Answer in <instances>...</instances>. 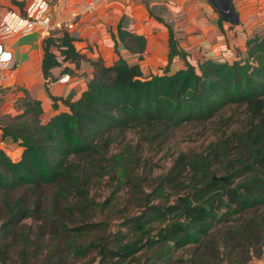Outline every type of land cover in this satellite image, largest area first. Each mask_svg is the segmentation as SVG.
<instances>
[{"label":"trees","instance_id":"16d2710c","mask_svg":"<svg viewBox=\"0 0 264 264\" xmlns=\"http://www.w3.org/2000/svg\"><path fill=\"white\" fill-rule=\"evenodd\" d=\"M169 32V63L181 54L183 67L168 63L145 76L123 57L91 60L86 89L63 98L66 108L47 121L42 102L29 96L16 100L20 113L4 115L3 137L23 151L14 158L0 146V264H247L264 252V34L247 39L242 57L195 64L170 24ZM119 35L132 52L146 47L144 35L122 27ZM74 40L68 30L44 38L45 77L66 60L87 58ZM232 104L244 106L248 125L211 141L206 153H181L144 189L131 171L139 155L125 142L129 132L163 138ZM128 183L139 208L112 228L97 211L113 205ZM103 184L114 191L100 201L93 190ZM44 186L55 187L53 197L38 195ZM177 186L186 192L172 190Z\"/></svg>","mask_w":264,"mask_h":264},{"label":"crops","instance_id":"0c3cea01","mask_svg":"<svg viewBox=\"0 0 264 264\" xmlns=\"http://www.w3.org/2000/svg\"><path fill=\"white\" fill-rule=\"evenodd\" d=\"M30 1L0 0V21L9 10L22 11ZM49 1L54 19H69L81 12L69 32L75 38L77 49L87 58L79 65L66 60L53 67V77L47 78L43 72L44 37L40 32L35 30L6 37L2 42L12 51L17 64L14 67L0 66V89L5 91L6 97L1 107L3 112L14 113L15 100L29 96L42 102V115H49L48 120L66 108L63 98L78 97L86 89L94 73L91 60L99 58L111 64L123 57L129 63H139L144 75L146 71L162 73L169 63V24L173 27L179 49L185 50L187 59L195 64L207 57H242L247 39L254 33L264 34V0H231L238 14L234 21L227 14L224 0ZM119 27L146 37L143 52H132L126 47L120 38ZM52 48L62 59L58 47L53 45ZM184 64L183 55L176 54L169 67L177 70ZM63 74L70 76L61 79ZM0 138V144H8L15 151L14 158L21 155L23 147L12 137H3L1 127Z\"/></svg>","mask_w":264,"mask_h":264},{"label":"rangeland","instance_id":"374dc122","mask_svg":"<svg viewBox=\"0 0 264 264\" xmlns=\"http://www.w3.org/2000/svg\"><path fill=\"white\" fill-rule=\"evenodd\" d=\"M150 74H152L151 71H146L145 76H149ZM5 100V91L0 89V127L2 125L4 115L9 113L3 112V109L1 108L4 105ZM14 105L15 112L11 114L20 113L21 109L17 106L16 100ZM48 116L49 115H42L44 121L47 120ZM248 123L244 106L232 104L226 106L210 120L204 122L186 123L178 128L171 129L163 138H153L150 140L147 139L141 131L134 129L128 133L125 140L126 143L132 145L133 150L135 147L136 155H139L138 162L132 163L131 171L139 174L142 186L145 190L149 191L156 183L158 175L166 173L181 153L185 152L188 155L206 153L208 144L211 141H221V138H226L227 136L231 137L233 130L243 129L246 125H248ZM0 140L2 139L0 138ZM0 145L3 146L11 156L17 155L14 153L15 151H13L10 145L3 142ZM121 146L122 144L120 146L117 145L116 149H120ZM124 147L125 143L122 148ZM230 153L235 154L233 149L230 150ZM217 165L221 166L220 163ZM188 170L189 167L187 168V171ZM190 173L191 172L188 171L186 175H189ZM131 188V183H128L123 188L117 190L114 194V196L116 195L115 203L110 205L108 208L106 205L103 210H98L96 216L103 219L110 218V221L113 224L112 228L120 226L122 220L124 219V215L132 214L139 208L135 204V201L130 200L132 199ZM172 190L184 193L187 188L186 186H177L173 187ZM112 191H114L113 185L103 184L95 187L93 193L97 196V200L103 201L112 193ZM21 192L23 193L24 191L22 190ZM54 193V186H44L38 189V195L43 196L44 198H51ZM173 199L174 196L171 197V200ZM61 213L62 212H60V214ZM39 216L42 218L46 217L43 213ZM30 221H32V219ZM182 252L183 251L180 250L178 254ZM84 260L85 259H80L72 262V264H84ZM94 263L98 264V260H95ZM247 264H264V252L260 256L253 257V259Z\"/></svg>","mask_w":264,"mask_h":264},{"label":"built area","instance_id":"2783aa9c","mask_svg":"<svg viewBox=\"0 0 264 264\" xmlns=\"http://www.w3.org/2000/svg\"><path fill=\"white\" fill-rule=\"evenodd\" d=\"M80 15L81 12H77L69 19H54L49 0H31L22 11L9 10L0 21V66L14 67L17 64L12 51L2 42L6 37L37 30L45 38L59 30L69 31L75 27ZM69 76L63 74L61 79Z\"/></svg>","mask_w":264,"mask_h":264},{"label":"water","instance_id":"95a60500","mask_svg":"<svg viewBox=\"0 0 264 264\" xmlns=\"http://www.w3.org/2000/svg\"><path fill=\"white\" fill-rule=\"evenodd\" d=\"M225 1V8L227 9V14L229 17L233 19V21L238 17V14L235 12L233 6L231 5V0H224ZM216 176V175H215ZM90 264H97V263H90Z\"/></svg>","mask_w":264,"mask_h":264}]
</instances>
